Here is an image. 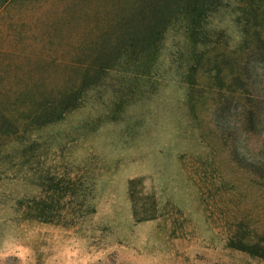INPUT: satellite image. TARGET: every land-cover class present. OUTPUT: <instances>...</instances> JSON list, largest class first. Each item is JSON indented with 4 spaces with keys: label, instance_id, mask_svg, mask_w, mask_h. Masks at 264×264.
Returning <instances> with one entry per match:
<instances>
[{
    "label": "rangeland",
    "instance_id": "1",
    "mask_svg": "<svg viewBox=\"0 0 264 264\" xmlns=\"http://www.w3.org/2000/svg\"><path fill=\"white\" fill-rule=\"evenodd\" d=\"M150 1L0 0V125L8 116L23 127L42 98L77 85L83 70L65 61L93 63L127 28L118 23L148 13ZM230 13L218 18L227 52L241 39ZM106 29L115 34L86 46ZM172 43L158 76L129 84L123 73L132 68L118 67L61 123L2 138L0 264H264L229 246L242 232L264 238V45L203 62L191 88L182 78L190 62ZM248 61L250 96H235L227 76L213 78ZM111 109L116 119L99 115ZM39 202L62 215L28 218ZM90 202L94 213L66 224Z\"/></svg>",
    "mask_w": 264,
    "mask_h": 264
},
{
    "label": "trees",
    "instance_id": "2",
    "mask_svg": "<svg viewBox=\"0 0 264 264\" xmlns=\"http://www.w3.org/2000/svg\"><path fill=\"white\" fill-rule=\"evenodd\" d=\"M10 1L12 0H1V3L6 5ZM149 6L148 13L142 12L136 17H130L128 21L121 20L118 23L127 24V28L120 30L121 32L113 41L114 46L104 49L106 51L104 55L100 54L93 60V63L65 61L68 69L83 70L79 83L71 85L56 95L51 94L42 98L37 107L26 114L23 127L5 116L4 122L0 125V148L4 145L2 138L14 134L18 140H23L45 126L61 123L68 113L85 107L89 91L96 88L97 93H100L99 88L107 85L106 76L118 67L132 68V71L127 70L126 74L123 73L127 81H130L129 84L140 82L147 75L158 76L162 65L160 62L164 58L169 40L173 42L170 47H177L175 54L183 57L188 63L190 62L182 78L191 88L197 85V73L203 62L211 63L217 59L222 61L228 55L238 57L243 54L244 57L247 52L260 51L261 44L264 45V0H151ZM225 10L231 11L230 14L233 17L236 16V23L240 27L238 32L241 36L237 48L228 52L225 49L220 50L222 45H228L224 32L226 28L218 19ZM233 23L235 25L234 20ZM131 28L135 29L129 31L128 29ZM93 32L97 33H92V38L88 39L86 46H88L87 43L92 45L106 36L111 37L115 34L107 29ZM125 37L126 40L122 41ZM249 64L248 61L247 67L229 68L226 74L221 68L213 78L220 81V76H227L232 84L235 83V88L231 90L235 96L236 94L250 96L247 90L248 87L250 88L249 77L246 73ZM239 82L242 84L238 85ZM120 83L119 79L114 81L113 93L119 91L115 88L120 87ZM97 96L96 102L99 103L102 96L99 94ZM111 99L112 105L119 103L115 98ZM99 115L113 120L118 117L119 113L111 109L105 113L100 112ZM79 184L77 179H72L69 187L71 195L75 198L79 196ZM54 188L61 192L63 189L60 186ZM35 207L31 208L33 211L30 212L28 218L54 222L55 217L62 215L51 212L48 203L39 202ZM95 211L96 207L92 202L84 208L73 207L66 224H75L84 214ZM229 242L230 247L264 259V238L253 241L247 237L245 232H242L241 235L232 237Z\"/></svg>",
    "mask_w": 264,
    "mask_h": 264
}]
</instances>
